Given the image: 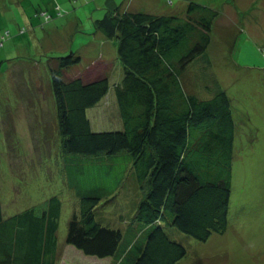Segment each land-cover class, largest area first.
Returning <instances> with one entry per match:
<instances>
[{"label": "trees", "instance_id": "obj_1", "mask_svg": "<svg viewBox=\"0 0 264 264\" xmlns=\"http://www.w3.org/2000/svg\"><path fill=\"white\" fill-rule=\"evenodd\" d=\"M217 15L189 1L183 16L117 7L95 19V29L116 40L122 67L111 88L116 130L92 129L108 77L67 75L80 62L73 52L48 58L61 152L107 159L105 174L113 170L110 156L123 154L132 165L127 181L137 183L129 185L132 217H117L120 225L96 218L106 191L77 192L79 209L68 219L65 244L111 257V264H179L186 248L170 237L168 226L199 241L225 230L235 133L230 99L222 89L203 98L184 86L198 59L208 57ZM116 187L113 196L120 195ZM61 206L52 195L5 217L0 198V264H54Z\"/></svg>", "mask_w": 264, "mask_h": 264}, {"label": "rangeland", "instance_id": "obj_2", "mask_svg": "<svg viewBox=\"0 0 264 264\" xmlns=\"http://www.w3.org/2000/svg\"><path fill=\"white\" fill-rule=\"evenodd\" d=\"M189 1L218 13L208 57L198 59L184 86L203 98L222 89L230 99L235 133L229 209L225 230L205 241L176 227L166 231L186 248L179 264H264V0H0L2 213L7 217L57 195L58 263L67 255L63 239L70 215L79 209L77 192L106 191L96 218L120 225L118 214L120 221L132 217L133 191L125 155L110 156L113 170L105 174L101 164L107 159L61 152L48 58L73 52L80 62L67 75L108 77L110 88L91 118L92 129L116 130L120 121L111 88L122 67L116 40L97 31L95 19L117 7L183 16ZM114 187L120 195L113 196ZM101 260L109 264V258Z\"/></svg>", "mask_w": 264, "mask_h": 264}, {"label": "crops", "instance_id": "obj_3", "mask_svg": "<svg viewBox=\"0 0 264 264\" xmlns=\"http://www.w3.org/2000/svg\"><path fill=\"white\" fill-rule=\"evenodd\" d=\"M129 168L132 166L131 165V161H128V165ZM137 183L132 182L130 184V187H136ZM122 200V197L120 198V201ZM120 214L117 215L118 218H120ZM60 241V240H59ZM58 242V241H57ZM59 243V242H58ZM57 252V250H56ZM66 252L67 255L66 257L64 256L63 258L60 259V263H58V258H56V261L54 264H103L104 260L102 261L101 259H108L109 258V264H111L112 258L111 257H105V258H98L96 256L93 255H83L84 253L77 249L76 247H74L71 244L66 243ZM73 257L75 259H73ZM75 260V261H74Z\"/></svg>", "mask_w": 264, "mask_h": 264}]
</instances>
